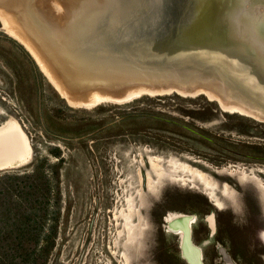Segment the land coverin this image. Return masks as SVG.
<instances>
[{
  "label": "rangeland",
  "instance_id": "obj_1",
  "mask_svg": "<svg viewBox=\"0 0 264 264\" xmlns=\"http://www.w3.org/2000/svg\"><path fill=\"white\" fill-rule=\"evenodd\" d=\"M12 121L32 153L0 176L30 173L42 158L60 162L47 264H187L163 219L175 213L196 216L192 238L204 264H264V219L255 205L264 214V123L202 95L71 107L0 25V129Z\"/></svg>",
  "mask_w": 264,
  "mask_h": 264
},
{
  "label": "water",
  "instance_id": "obj_2",
  "mask_svg": "<svg viewBox=\"0 0 264 264\" xmlns=\"http://www.w3.org/2000/svg\"><path fill=\"white\" fill-rule=\"evenodd\" d=\"M0 25L71 107L102 96L208 92L219 107L264 119V0H0ZM163 219L180 257L204 264L192 238L196 216ZM205 220L211 237L214 213Z\"/></svg>",
  "mask_w": 264,
  "mask_h": 264
},
{
  "label": "trees",
  "instance_id": "obj_3",
  "mask_svg": "<svg viewBox=\"0 0 264 264\" xmlns=\"http://www.w3.org/2000/svg\"><path fill=\"white\" fill-rule=\"evenodd\" d=\"M59 164L42 158L30 173L0 176V264H47L58 231L59 211L50 207L58 205ZM46 168H52L54 176Z\"/></svg>",
  "mask_w": 264,
  "mask_h": 264
},
{
  "label": "bare ground",
  "instance_id": "obj_4",
  "mask_svg": "<svg viewBox=\"0 0 264 264\" xmlns=\"http://www.w3.org/2000/svg\"><path fill=\"white\" fill-rule=\"evenodd\" d=\"M2 29L5 30L6 34H8L10 38H15L13 33L11 32V30H9V28L6 25H3ZM21 46H23V45H21ZM38 68H40V67H38ZM164 95H168V94L165 93ZM142 96L156 97V95H152V94H148V93L134 94V95H131V96H129L125 99H121V100H113V99L107 98L106 96H102V97H96L93 99H89V100H86L83 102H78L75 104L70 103V104L74 107L92 108L98 104L105 103V102L115 103V104H124V103L130 102L134 99L140 98ZM184 96L189 97V98H193V97L199 96V94L198 93L194 94V95L193 94H191V95L186 94ZM207 96L209 97V99ZM206 98L208 100H211V101L216 103L215 96L211 95L208 92H207ZM220 109L224 112H227V113H237V114H240L243 116H248L250 118H255V120H257V121L259 120V121L264 122V119H262V117H259V116L257 117L254 114L246 111L245 109L241 108L240 106H238L236 104H229V105H225V106H220ZM31 153L32 152H30V148H29V145L27 142V138H26L24 132L19 127V125H17L15 122L12 121V122L8 123L4 128L0 129V169L1 170L25 164L30 159ZM202 181H203V178H202ZM208 186H210V185L208 184ZM216 187H217V185H216ZM223 188L225 189V187H223ZM215 191H217V190H215ZM211 200H213V197H211ZM233 201H234V199H233ZM216 207L219 209V206H216ZM193 226H194V224H193Z\"/></svg>",
  "mask_w": 264,
  "mask_h": 264
},
{
  "label": "flooded vegetation",
  "instance_id": "obj_5",
  "mask_svg": "<svg viewBox=\"0 0 264 264\" xmlns=\"http://www.w3.org/2000/svg\"><path fill=\"white\" fill-rule=\"evenodd\" d=\"M255 205H257V206H256V207H257V212H258V213L260 212V213H259V216L263 217V219H264V214H263V209H262V207H261V204L258 203V202H256ZM262 230H263V229L257 231V237H258L259 241L263 243V241H262L261 238H260V234H261V231H262Z\"/></svg>",
  "mask_w": 264,
  "mask_h": 264
}]
</instances>
